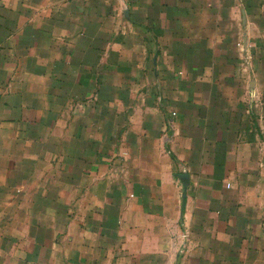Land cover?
I'll return each mask as SVG.
<instances>
[{
  "label": "crops",
  "instance_id": "0c3cea01",
  "mask_svg": "<svg viewBox=\"0 0 264 264\" xmlns=\"http://www.w3.org/2000/svg\"><path fill=\"white\" fill-rule=\"evenodd\" d=\"M0 264H264V0H0Z\"/></svg>",
  "mask_w": 264,
  "mask_h": 264
},
{
  "label": "water",
  "instance_id": "95a60500",
  "mask_svg": "<svg viewBox=\"0 0 264 264\" xmlns=\"http://www.w3.org/2000/svg\"><path fill=\"white\" fill-rule=\"evenodd\" d=\"M187 186V183L185 182V187Z\"/></svg>",
  "mask_w": 264,
  "mask_h": 264
}]
</instances>
